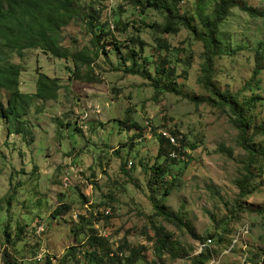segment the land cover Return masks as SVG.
Wrapping results in <instances>:
<instances>
[{
  "label": "rangeland",
  "instance_id": "obj_1",
  "mask_svg": "<svg viewBox=\"0 0 264 264\" xmlns=\"http://www.w3.org/2000/svg\"><path fill=\"white\" fill-rule=\"evenodd\" d=\"M140 1L73 0L77 15L61 28L59 43L68 59L40 49L7 55L8 64L21 69L22 93L37 92L41 73L56 79L59 89L55 100L31 105L24 118L31 134L9 135L0 119V264H5V249L23 264H92V253H103L88 243L92 229L102 232L110 255L126 241L127 248L145 246L136 264H160L156 244L147 238L154 237L148 220L154 212L150 170L169 159L158 155L160 127L183 133L189 148L188 159L170 160L164 176L167 186L172 180L175 184L163 205L188 226L175 228L158 218L173 241L164 264H192L204 241L214 251L208 264H264V155L251 166L256 189L242 199L254 211H243L236 204L237 181L246 174L249 155L240 145L234 114L210 102L203 86V43L182 23L174 32L148 26L166 23V14ZM215 1L181 0L179 12L200 25ZM245 1L264 9V0ZM88 15L96 19L93 31L84 23ZM101 26L109 33L105 47L93 42ZM219 36L231 52L215 59L212 81L221 91L238 92L242 106L254 101L253 130L264 121V57L253 73L255 49L264 46V16L233 7ZM80 52L92 59L89 65L75 61L73 55ZM144 65L151 76L164 65L176 89L155 91L143 75ZM8 97L0 91L3 103ZM130 123L139 129H129ZM253 142L264 150V133L254 135ZM62 203L69 210L55 214ZM233 208L237 217L222 223ZM94 209L110 213L92 221ZM40 253L44 258L38 261Z\"/></svg>",
  "mask_w": 264,
  "mask_h": 264
},
{
  "label": "trees",
  "instance_id": "obj_2",
  "mask_svg": "<svg viewBox=\"0 0 264 264\" xmlns=\"http://www.w3.org/2000/svg\"><path fill=\"white\" fill-rule=\"evenodd\" d=\"M135 1L141 3L140 0ZM180 1L146 0L147 6L163 10L166 14V23L163 25L149 24L148 26L159 29L162 32H174L176 31L175 24L182 23L192 32L197 40L202 41L204 50L203 60L201 62V80L203 86L211 94L210 99L212 101L210 102L220 107L228 106L234 114L232 123L239 131L240 145L249 155L248 163L245 165L246 174L237 181L239 188V198L236 200L237 208L243 211L252 210L243 205L242 199L256 189L253 184L255 175L251 166L258 163L259 157L264 155V150L256 148L253 144V136L264 133V121L252 130L250 111L255 105L254 101H249L245 106H242L239 102L238 92L221 91L215 86L212 78L215 59L231 52V49L225 46L223 39L219 36L220 28L224 19L228 16V11L233 7H239V9L249 15L257 17L264 16V9L252 6L245 0H216L212 14L201 16L199 18L201 24L196 25L193 23L191 16L179 12ZM73 5V0H0V91H6L9 95L6 104L0 99V119L6 121L9 135L18 134L27 136L29 133L31 134L32 130L27 127L26 120L24 119L31 105L35 100H55L59 88L56 79L41 73L37 80V92L33 95L22 93L20 90L21 69L19 66L8 64L6 57L8 54H16L21 57L27 49H40L43 53L50 54L53 57L68 59L69 54L60 48L59 43L61 28L67 25L77 15V11ZM84 23L92 31L95 27V29L98 28L96 19L91 15L85 18ZM103 28L101 26L98 34L94 35L93 42L98 46L102 44L105 47L108 45L106 37L109 33ZM113 40L115 46L118 47L117 39L113 37ZM163 45L167 48L166 41H163ZM261 45L262 43L255 49L256 61L253 71L254 75L259 71L260 61L264 57V46ZM97 52L96 56L99 54ZM131 54L135 56L137 53L134 49H131ZM73 58L75 61L80 60L88 65L92 61L83 52L74 54ZM123 58L126 60V57ZM133 62L134 64L138 63L135 58ZM143 62L147 63L146 57H143ZM142 69L143 75L151 79L155 91L176 89V81L171 79V74L164 75L167 71L164 65L156 66L153 76H151L145 65ZM131 71H135V69L132 68ZM193 99L196 100V98ZM123 123L125 124L127 122ZM127 127L129 129H139L137 124L130 123ZM172 131L181 133L175 129H172ZM182 143L187 145V139L184 134ZM159 145L158 155H163L165 160L166 158L169 159L162 164L152 166L150 170L151 175L148 184L154 212L148 216V220L153 227L154 237L152 239L147 234V238H151V242L153 241L156 244L154 250L156 258L160 261V264H164L165 260L163 255L166 253L169 254L173 250V241L172 237L158 225V218H161L164 222L171 224L175 228L188 229V226L180 220L177 214L171 213L163 205L172 190V186L175 184L172 180L169 183L170 185L167 186L164 181V176L170 172V164L172 162H178L179 160L170 157L169 154L172 146L166 139L159 137ZM121 170L124 171V164L121 165ZM158 194L161 197L156 200L155 197ZM69 208L67 204L62 203L56 206L54 212L55 214L65 213ZM236 210V208H233L230 216L221 222L226 224L236 218L238 215V210L237 212ZM260 212L264 213V210ZM90 215L92 221H94V216L91 212ZM100 216L97 220L100 219ZM81 219L84 220L85 217H81ZM91 231L92 233L88 237V243L91 246H96L103 250L102 254L97 252L92 253V264H136L143 258V252L146 250L145 246L127 248L126 241L118 247L116 255L113 253L110 255V249L105 246L107 242L105 237L98 236L97 230L92 229ZM216 235L220 236L221 234L218 232ZM211 239H213V236L208 240L211 241ZM200 240L202 239L200 238ZM219 240L221 239L219 238ZM202 244L203 250L197 258L192 260V264H208L210 262L214 251L206 241ZM4 252L5 264H23L10 256L7 249ZM64 263V261L61 262V264Z\"/></svg>",
  "mask_w": 264,
  "mask_h": 264
},
{
  "label": "built area",
  "instance_id": "obj_3",
  "mask_svg": "<svg viewBox=\"0 0 264 264\" xmlns=\"http://www.w3.org/2000/svg\"><path fill=\"white\" fill-rule=\"evenodd\" d=\"M146 126L148 127V129L152 130V126L150 124L149 121H146ZM157 130V135L160 137V138H164L166 139L170 145L172 146V149L170 151V157L172 158H175V159H178L179 161H184V160H187L188 159V146L183 144L182 143V140H183V134L182 133H175L172 131L171 128H168V127H160ZM129 164L131 165L132 162H129ZM64 182V186L65 187H69V178L66 177L64 178L63 180ZM91 213L93 214L94 216V219L97 220V218L102 215L101 213H103V215H109L110 213V210L109 209H106L104 211H101L98 212V210L94 209V210H91ZM97 234L98 236H103L102 232H100L99 230H97ZM43 253V252H42ZM42 253H40L38 255V261L39 260H43V255Z\"/></svg>",
  "mask_w": 264,
  "mask_h": 264
}]
</instances>
